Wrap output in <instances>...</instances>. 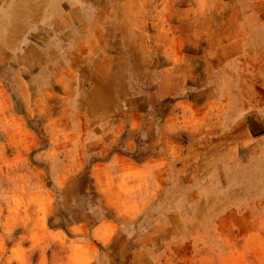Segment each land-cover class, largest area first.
I'll use <instances>...</instances> for the list:
<instances>
[{
    "label": "rangeland",
    "instance_id": "obj_1",
    "mask_svg": "<svg viewBox=\"0 0 264 264\" xmlns=\"http://www.w3.org/2000/svg\"><path fill=\"white\" fill-rule=\"evenodd\" d=\"M0 264H264V0H0Z\"/></svg>",
    "mask_w": 264,
    "mask_h": 264
},
{
    "label": "crops",
    "instance_id": "obj_2",
    "mask_svg": "<svg viewBox=\"0 0 264 264\" xmlns=\"http://www.w3.org/2000/svg\"><path fill=\"white\" fill-rule=\"evenodd\" d=\"M60 12H61V11H60ZM58 13H59V11H58ZM58 13H57V14H58ZM57 14H56V15H57Z\"/></svg>",
    "mask_w": 264,
    "mask_h": 264
}]
</instances>
